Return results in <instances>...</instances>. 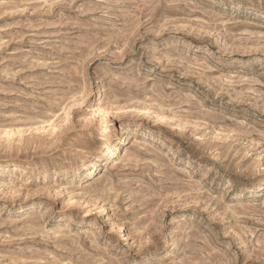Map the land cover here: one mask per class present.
Here are the masks:
<instances>
[{"label":"rangeland","instance_id":"374dc122","mask_svg":"<svg viewBox=\"0 0 264 264\" xmlns=\"http://www.w3.org/2000/svg\"><path fill=\"white\" fill-rule=\"evenodd\" d=\"M0 264H264V0H0Z\"/></svg>","mask_w":264,"mask_h":264},{"label":"bare ground","instance_id":"6f19581e","mask_svg":"<svg viewBox=\"0 0 264 264\" xmlns=\"http://www.w3.org/2000/svg\"><path fill=\"white\" fill-rule=\"evenodd\" d=\"M117 133V132H116ZM120 136H118V137H116L114 140H113V142L109 145V146H107L106 148H104L105 150H106V154L108 155V157L109 156H112L113 154H114V152L117 150V149H119L120 148V146L123 144V142H125V140L124 141H122V130L120 129ZM127 134V133H126ZM105 145V144H104ZM96 156V155H95ZM105 157V156H104ZM108 157H106V158H108ZM96 159V158H95ZM90 161L91 160H84V162H83V164L81 165L82 166V168H85L86 166H87V164L88 163H90ZM80 169V168H79ZM80 171V170H79ZM82 177H83V175H82Z\"/></svg>","mask_w":264,"mask_h":264}]
</instances>
